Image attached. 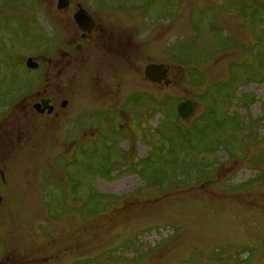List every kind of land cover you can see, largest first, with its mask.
Returning a JSON list of instances; mask_svg holds the SVG:
<instances>
[{
	"label": "rangeland",
	"instance_id": "374dc122",
	"mask_svg": "<svg viewBox=\"0 0 264 264\" xmlns=\"http://www.w3.org/2000/svg\"><path fill=\"white\" fill-rule=\"evenodd\" d=\"M110 5L149 33L155 62L118 72L108 110L83 107L81 89L109 78H74L75 137L39 116L28 141L0 145V263L264 264V0ZM47 18L38 0H0V95L42 86L23 57L50 48ZM150 63L168 78L148 80Z\"/></svg>",
	"mask_w": 264,
	"mask_h": 264
},
{
	"label": "flooded vegetation",
	"instance_id": "af4514ba",
	"mask_svg": "<svg viewBox=\"0 0 264 264\" xmlns=\"http://www.w3.org/2000/svg\"><path fill=\"white\" fill-rule=\"evenodd\" d=\"M38 1L49 11L47 25L54 30V35L52 39H47V45L50 44L47 51L23 57V64L27 70L42 72L45 80L35 92L27 93L28 95L15 101L12 93H1L0 101L3 103L1 102L0 112V145L5 146V150L7 147H17L22 140L28 141L30 136H34V117L44 118L43 123L51 121L55 130H59L61 123L64 127L72 126L69 131L64 129L66 136L69 133L75 137L77 133L73 130H77V127L83 130L79 109L70 102L74 97L71 87L74 78L86 76L95 81L109 78L110 81L106 79L104 86L100 88L90 85L89 91L95 96L90 95L89 99L84 97L89 92L88 87L81 89L85 101L83 107L98 109L102 105L100 108L108 110L110 104L118 98V72H129L128 68L133 71V62L142 60L144 56L155 62L151 58L150 43L146 41L149 33L138 35L134 27L130 29L132 23L123 20L119 22V17L110 5L111 0ZM165 57L166 55L163 56ZM29 58L32 59V64H37L36 68L26 65ZM187 100L193 102V109L198 104L191 93L182 96L179 103ZM146 112L150 114L149 108ZM5 150L0 156L6 153ZM5 162V157H0V189L5 184ZM20 257L14 258L16 260ZM5 258L0 264H5L11 257L7 255Z\"/></svg>",
	"mask_w": 264,
	"mask_h": 264
},
{
	"label": "water",
	"instance_id": "95a60500",
	"mask_svg": "<svg viewBox=\"0 0 264 264\" xmlns=\"http://www.w3.org/2000/svg\"><path fill=\"white\" fill-rule=\"evenodd\" d=\"M31 61L32 59L29 58L26 65L29 68H36L37 64H32ZM168 70L169 67L165 64L152 63L145 67L144 75L148 80L158 83L167 79ZM177 110L181 118L187 119L192 112V103L190 101L183 102L178 105Z\"/></svg>",
	"mask_w": 264,
	"mask_h": 264
}]
</instances>
